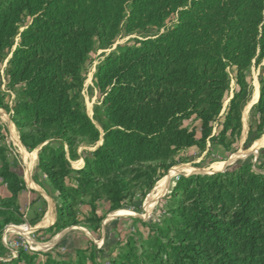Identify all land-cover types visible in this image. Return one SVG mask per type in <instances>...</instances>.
<instances>
[{"label": "trees", "instance_id": "16d2710c", "mask_svg": "<svg viewBox=\"0 0 264 264\" xmlns=\"http://www.w3.org/2000/svg\"><path fill=\"white\" fill-rule=\"evenodd\" d=\"M173 14L172 28L98 65L106 124L96 146L100 131L72 94L82 85L94 40L107 44L121 29L161 27ZM16 34L7 70V85L17 87L12 122L26 149L42 145L38 167L61 201L51 228H65L80 222L84 197L93 211L101 199L109 211L119 210L136 189L145 196L177 153L203 149L229 88L228 68L235 69L236 90L217 143L226 145V133L240 130L249 93L245 71L264 58V0H0V59ZM259 83L254 109L262 133L264 75ZM192 116L200 121V138L183 126ZM3 138L0 131V179L10 196L0 198V256L4 228L27 222L17 202L26 186L8 163ZM83 142L95 148L83 151L84 165L73 171L66 152L77 158ZM168 196L167 214L147 225V239H126L108 264H264V171L237 162L222 172L180 176ZM102 219L94 214L84 222ZM82 252L71 261L47 253L41 264H83ZM33 257L19 252V259Z\"/></svg>", "mask_w": 264, "mask_h": 264}, {"label": "rangeland", "instance_id": "374dc122", "mask_svg": "<svg viewBox=\"0 0 264 264\" xmlns=\"http://www.w3.org/2000/svg\"><path fill=\"white\" fill-rule=\"evenodd\" d=\"M26 21L27 18H23L18 27V33L25 27ZM176 21L177 16L173 14L164 21L161 27L149 26L146 29L130 33L121 29L114 40L107 44H100L97 40H94L93 46L81 67L82 85L79 89H75L72 94L77 97L83 110L100 131V141H102V127L106 124V118L104 106L102 104L103 95L97 88L95 81V72L98 65L101 64L110 53L118 52L126 46L133 45L142 38L156 37L172 28L176 24ZM18 40L19 34H16L10 46L3 52L0 59V93L6 103V105L0 106V131L4 137L2 145L5 147L6 151L10 152L13 159L12 164L15 163V165L19 167L20 162L16 159V156H14L15 150L10 143V130L18 134L12 122L13 105L17 99V87H9L7 85L8 62L13 51L17 47ZM227 71L230 77L229 88L224 95L222 109L211 124V133L209 138L206 139L205 147L200 149L197 146H192L180 151L175 155V164L158 177L153 188L145 196H141L140 190L136 189L134 195L130 199H127L124 205L117 211H109L105 205L101 204V214L99 217H103V219L100 222L94 224L86 223L83 220L79 224L83 231L78 229L73 236L71 234L68 235L66 242L70 243L71 246H80L84 249L81 253L83 264H108L109 258L117 254V246L124 244L126 239L131 238L136 243L146 240L150 233V229L147 225L160 223L166 216L168 201H170L168 195L180 176L222 172L226 168L234 166L237 162H248L251 164L252 169L264 171V144L258 146L254 151L255 141L264 135V131L262 133L256 131L258 122V116L254 109V104L256 102H249L255 84L258 83V88L260 87L259 82L264 75V58L258 61L254 59L245 71L249 93L242 106L241 128L234 133L227 132L225 135L226 145L223 146L217 143V139L222 128L228 101L236 90L234 81L235 69L228 68ZM183 126L189 130L193 129L196 132L197 138H200V121L195 116L184 120ZM52 143L56 144L54 141ZM100 143H97L96 146ZM57 145L58 144H56V146ZM41 146L42 145L38 147L39 150ZM92 148L95 147L83 142L78 145L77 151L79 152L83 149ZM64 149H66V146H64ZM221 164L224 165L218 169V166H221ZM180 166H188L195 170L192 173L181 171L171 175V172ZM161 182L162 184L160 185ZM159 186L161 191L152 198ZM24 224L25 223L8 225L4 228L2 234L4 247L18 250L14 254L17 260L19 252H23L28 256L34 255V257H36L30 259V261L23 259L21 264H41V262L46 259L45 256L40 253L41 250L49 252L52 257H56L59 260L64 259L71 261L69 254L64 250L58 249V247L49 249L47 245L39 246L31 243L29 246L33 247L35 250H29L25 249L23 246H14L15 240H9L7 238V231L11 226L19 228L24 226ZM21 238L27 240L26 237ZM28 238L33 242L34 238L32 234ZM17 240L20 241V237L17 238ZM19 260V262H21V259ZM0 264H2V262H0Z\"/></svg>", "mask_w": 264, "mask_h": 264}, {"label": "crops", "instance_id": "0c3cea01", "mask_svg": "<svg viewBox=\"0 0 264 264\" xmlns=\"http://www.w3.org/2000/svg\"><path fill=\"white\" fill-rule=\"evenodd\" d=\"M11 132L12 131L10 130V143L15 150V154L13 153L14 156H16V159L20 162L19 167L16 166L15 163L12 164L13 159L10 152L6 151V156L10 167L21 176L26 186V189L19 191L17 202L19 209L26 217L27 222L24 226L19 228L11 226L7 231V238L9 240L16 241L19 237L28 238L32 234L34 238L32 242L33 244L39 246L47 245L49 249L58 247V249L64 250L67 254H69L71 260H74L77 250L84 251V249L80 246H71L70 243L66 242L68 235L71 234L73 236L78 229L82 230V227H80L79 224L85 218H90L94 214L99 217L101 214V204L105 205L107 209H109L110 203L105 199H101V201L99 200L95 203V210L93 211L91 206L88 204V197H84L83 202L77 206V219L80 221L77 225L65 228H51V226H53L57 221V212L61 201L48 178L38 167L39 146L35 149L28 150L22 145L17 132ZM98 143H100V140ZM92 150H94V148L83 149L79 152L77 151L78 157L73 160L69 158V155L66 152V157L69 160L71 169L73 171H77L82 168L84 165L83 151ZM72 177H74V174L69 180H67V184L74 185ZM9 196L10 193L6 184L0 179V198ZM17 251V249L12 250L5 248L2 256H0V262H2V264H21L23 259L21 258V262H19V255L17 256L18 260L14 257V254ZM40 253L44 255L49 252L41 250ZM34 258L36 257H33V259Z\"/></svg>", "mask_w": 264, "mask_h": 264}, {"label": "bare ground", "instance_id": "6f19581e", "mask_svg": "<svg viewBox=\"0 0 264 264\" xmlns=\"http://www.w3.org/2000/svg\"><path fill=\"white\" fill-rule=\"evenodd\" d=\"M258 94H259V88H258V83L255 84L254 86V91H253V94H252V97H251V100L249 102H252L254 103L257 98H258ZM264 144V135L261 136V138H259L257 141H255V145H254V151L256 150V148L260 145H263ZM241 156V155H240ZM230 160V159H229ZM224 164H221V166L219 165L218 166V169H220ZM195 169L191 168V167H188V166H180L178 168H176L173 172H171V175H174L178 172H181V171H186V172H193ZM163 182V181H162ZM162 182L160 183V185L162 184ZM159 183V182H158ZM164 187V186H163ZM161 191V188L159 186L157 192L155 194H153L152 198L158 194L159 192ZM151 198V197H150Z\"/></svg>", "mask_w": 264, "mask_h": 264}, {"label": "built area", "instance_id": "2783aa9c", "mask_svg": "<svg viewBox=\"0 0 264 264\" xmlns=\"http://www.w3.org/2000/svg\"><path fill=\"white\" fill-rule=\"evenodd\" d=\"M21 240H17V242L15 241L14 246L20 247L23 246L25 249H29V250H35L33 247H30L29 244L32 243V240L30 238H26L27 240L20 238ZM13 244V243H12Z\"/></svg>", "mask_w": 264, "mask_h": 264}, {"label": "water", "instance_id": "95a60500", "mask_svg": "<svg viewBox=\"0 0 264 264\" xmlns=\"http://www.w3.org/2000/svg\"><path fill=\"white\" fill-rule=\"evenodd\" d=\"M101 140H102V137H101ZM101 142V141H100ZM213 173V172H212Z\"/></svg>", "mask_w": 264, "mask_h": 264}]
</instances>
